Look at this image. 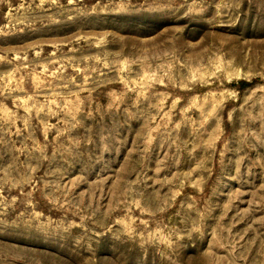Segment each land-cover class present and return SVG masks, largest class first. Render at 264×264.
Masks as SVG:
<instances>
[{"label":"rangeland","instance_id":"obj_1","mask_svg":"<svg viewBox=\"0 0 264 264\" xmlns=\"http://www.w3.org/2000/svg\"><path fill=\"white\" fill-rule=\"evenodd\" d=\"M0 264H264V0H0Z\"/></svg>","mask_w":264,"mask_h":264},{"label":"trees","instance_id":"obj_2","mask_svg":"<svg viewBox=\"0 0 264 264\" xmlns=\"http://www.w3.org/2000/svg\"><path fill=\"white\" fill-rule=\"evenodd\" d=\"M254 82H248V81L243 80V81L238 82L236 84V87L238 88L239 91H242L246 88L253 86Z\"/></svg>","mask_w":264,"mask_h":264}]
</instances>
